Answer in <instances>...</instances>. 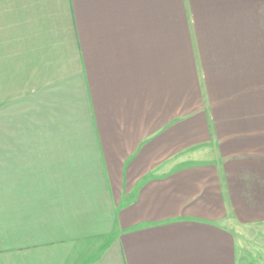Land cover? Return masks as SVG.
Returning <instances> with one entry per match:
<instances>
[{"label": "crops", "instance_id": "obj_1", "mask_svg": "<svg viewBox=\"0 0 264 264\" xmlns=\"http://www.w3.org/2000/svg\"><path fill=\"white\" fill-rule=\"evenodd\" d=\"M264 224V0H0V264H237Z\"/></svg>", "mask_w": 264, "mask_h": 264}, {"label": "rangeland", "instance_id": "obj_2", "mask_svg": "<svg viewBox=\"0 0 264 264\" xmlns=\"http://www.w3.org/2000/svg\"><path fill=\"white\" fill-rule=\"evenodd\" d=\"M230 229L236 242L237 264H264V224L246 226L232 220Z\"/></svg>", "mask_w": 264, "mask_h": 264}]
</instances>
